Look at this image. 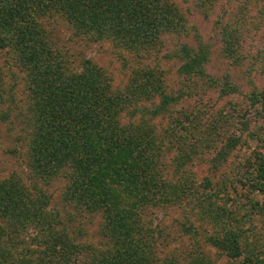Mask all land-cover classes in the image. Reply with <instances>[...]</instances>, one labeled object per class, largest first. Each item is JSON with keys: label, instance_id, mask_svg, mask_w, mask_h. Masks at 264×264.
Here are the masks:
<instances>
[{"label": "trees", "instance_id": "obj_1", "mask_svg": "<svg viewBox=\"0 0 264 264\" xmlns=\"http://www.w3.org/2000/svg\"><path fill=\"white\" fill-rule=\"evenodd\" d=\"M195 1L209 8L222 0ZM232 1L240 10L237 20L224 27V43L229 57L240 62L250 56L241 54L239 38L245 30L239 22L255 17L253 7L264 14V0ZM187 26L183 8L169 0H0V125L6 124L10 137L16 134L15 143L26 133L31 136L28 157L36 180H68L64 201L74 203L81 214L103 216L102 241L81 245L66 229L62 232L69 240L53 229L51 220L58 215L48 211L36 183L0 177V264H177L161 258L168 245L160 239L163 224L153 219L170 207L181 208L183 218L192 213L202 230L174 221L183 231L199 234L204 246L216 248L231 264H264V152L254 151L245 134L234 131L214 150L216 141L208 130L185 145L191 121L169 109L179 97L163 89V72L143 63L165 47L166 37ZM63 27L73 37L112 41L134 52L129 82L115 88L91 59L73 67L56 47L54 34ZM196 50L182 44L169 53L181 62L179 75H206L205 48ZM233 90L227 85L223 93ZM250 99L264 115V89ZM17 115H25L20 128L29 132L16 131ZM197 123L191 122L194 130ZM243 149L249 156L231 164L229 157ZM210 150L209 174L197 183L190 178L191 167ZM10 153L17 155V150ZM168 154L173 155L170 161ZM6 219L19 237L29 226L46 237L32 249L12 245L2 223ZM42 245L46 248L38 251ZM196 259L193 264L207 262L204 253Z\"/></svg>", "mask_w": 264, "mask_h": 264}, {"label": "rangeland", "instance_id": "obj_2", "mask_svg": "<svg viewBox=\"0 0 264 264\" xmlns=\"http://www.w3.org/2000/svg\"><path fill=\"white\" fill-rule=\"evenodd\" d=\"M169 1L180 5L185 11L188 19L187 30L181 34L171 33L166 37L165 47L160 52L159 50L156 51L150 56L152 58L149 57L143 63L150 64L155 68V71L163 72V89L168 93H173L175 97H179L178 102L170 106V112H177L178 117H181L183 121L188 117V121L199 123H197L198 128L195 130L191 122L187 124L189 130L184 131L183 143L185 145L195 143L193 135L208 130L209 137L216 141L211 148L214 150L220 146L227 133L234 131V133L245 134L249 141V147H252L254 151L264 152V115L257 112L251 106L250 101L253 93L264 89V14H261L263 15L261 18V15L256 11L257 8L253 7L252 13L255 17L239 22V25L243 26L245 30H243L245 32L243 38H239L242 45L241 54L250 57L240 62H234L227 54L223 31L224 27L229 24L228 22L237 20L236 14L240 10V4L237 1L222 0L216 5H209V8L199 7L195 0ZM225 10L228 13L224 15L226 18L223 19L220 14L223 15ZM54 36L57 41H55L57 49L61 51L64 59L73 63V67H77L81 59H91L112 78L114 87L119 89H122L132 78L131 72L137 57L128 48L118 46L112 41H85L80 36H71L70 31L64 30V27L56 29ZM182 44L189 45L195 53L198 46L205 48L207 61L203 62L206 74L203 78H186L177 73L181 62L170 57L171 54L169 53H176ZM23 83L21 82L17 89L21 100L24 96ZM227 85H230L234 90L229 94H224L223 88ZM23 116L25 115L16 118L13 116V122L18 123L16 131L18 128L23 129L20 128ZM158 121L160 120L158 119L155 123ZM23 123H25L24 120ZM161 124L165 126L166 120L162 121ZM5 125H0V177L6 178L12 175L20 178L28 186L36 183L40 189V195L46 198L49 206L48 211L55 213L53 215H58V220H51V226L54 230L60 231V237L68 239L62 232H65L66 229V233L81 245L92 242L97 245L102 241V214H81L74 203L67 204L64 201V193L68 180L62 177H57L50 182L36 180L37 176L33 168L30 167L28 157V144L32 139L31 136L26 133L23 135L24 140L15 143L16 134L14 133L13 137H10L9 130L5 128ZM245 127L248 129L244 130ZM26 129L29 132V128L26 127ZM26 129L21 131L26 132ZM6 145L9 146V149L5 148ZM12 150H17V155L11 154ZM212 150L203 153L202 160L191 167L190 178L193 181L202 182L203 178L209 174L208 159L212 155ZM248 156L249 151L243 149L236 151L234 155L229 157L228 161L236 166ZM172 157L173 155L168 154L165 158L170 161ZM68 215H71L72 218L66 220ZM157 215L153 219L158 222L161 221L160 223L163 224V236L160 239H163V243L168 245V248L161 253V258H172L177 264H193V261L197 260L196 257L204 253L207 257L206 264H231V261L216 248L204 246L202 237H198L199 234L195 237L189 231H183V228L174 221L180 220L186 225L192 223L194 228H200L202 223L196 221V217L192 213L183 218L184 214L181 208L170 207L158 211ZM2 223L9 234L8 242L12 245L21 244L27 249H32L33 245L46 237L39 229L36 233L35 228L31 226L27 227L25 234L19 237L20 233L13 230L14 224L9 225L7 219ZM48 223L46 225H49ZM202 229L203 227L199 230ZM33 235H36L37 240H32ZM195 242L198 245H195ZM41 244L44 243L41 242ZM45 248V245L38 246V251ZM41 254L44 256L43 253Z\"/></svg>", "mask_w": 264, "mask_h": 264}]
</instances>
